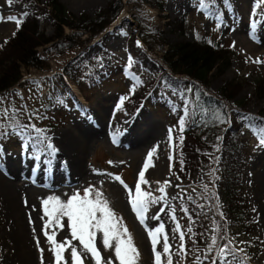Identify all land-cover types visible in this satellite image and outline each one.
I'll use <instances>...</instances> for the list:
<instances>
[{
  "label": "rangeland",
  "instance_id": "374dc122",
  "mask_svg": "<svg viewBox=\"0 0 264 264\" xmlns=\"http://www.w3.org/2000/svg\"><path fill=\"white\" fill-rule=\"evenodd\" d=\"M35 1L37 5L44 6L49 0ZM110 1L59 0L66 10L74 16L79 14L93 15L99 9L104 8ZM136 1L121 0L123 8L118 18L105 30L102 34L104 35L103 37L101 35L88 44V47H90L93 53L101 55L100 59H98L99 63L102 65L114 63L116 66L119 64L127 66L133 65L136 70L144 71L147 78L153 79L159 74L158 67L160 66L159 60L162 52H159L158 48L152 51H146L145 53L140 52L138 48H142V45L139 39L135 40V45L129 40L128 34L136 32L135 18H138L140 21H146L153 32H164V38L169 42H175L180 38L176 34L167 32V28L164 26L165 22L184 19L189 26L188 31L185 33L186 41L191 40L197 32L200 34L207 33L214 40L229 43L239 54V59L231 61L227 69L221 74L215 75L214 72L210 74L208 78L209 91L218 94V90L225 84L231 81L240 82L241 89L237 93L234 101L241 102L243 111L253 117L254 124L264 121V111H261L263 110L264 102L257 98L253 91L254 78L257 75L264 77V42H258L260 34L257 33L261 32L259 28L264 26V21H261V18L258 16V11L264 7V0H204L205 7L200 6L199 0H161V12L151 9L144 4H137ZM257 3H259V6L255 9V15H253V6ZM34 6L33 0H12L11 5L8 4V0H0V7L2 8L0 16L5 18L4 22H0V48L3 42L11 38L13 32L17 29L16 23L8 22L6 18L8 16H16L19 18L24 11ZM124 18L126 19V23L123 29L115 30L114 27ZM254 21H259L255 32H253L251 27ZM39 29L47 36L52 33V28L47 18L44 23H39ZM65 33H67L66 30ZM99 39L104 40L105 54H101V47L97 43ZM137 41H139V44ZM163 50H165V47ZM39 51L42 53L41 49ZM257 59L262 62L257 63ZM66 60H68L67 57L64 60H50L48 63L51 71L46 74L33 71L25 74L21 82H29L28 86L25 88L15 86L7 92V95L10 96H5L3 93L0 94V111L5 108L9 109L8 116L12 114L13 109H21L26 111L28 115L32 112L38 113L37 116L32 117V123L36 127L46 130L45 134L49 137L63 135L68 131L78 132V128L89 125L91 119L95 121L96 114L102 115L105 122L111 123V125L113 124L112 126H115L117 129H122L125 133L128 132L134 138L143 136L150 126L157 130L161 135V139L158 144V151L156 150L157 152L155 151L151 158L155 159V161L158 160L156 179H154L155 182H149L151 185L150 188L153 189H150L147 185H142V188L152 191L153 195L159 196L160 194L154 189L155 187L157 188L156 182L171 181L172 186L167 188L170 201L165 202V214L159 217L157 221L159 224H164L165 232L169 237V243L172 245L173 264H194L197 257L200 258V264H212V259L216 256L217 249H212L211 252L205 249L202 253L196 254L186 248L187 251L185 254L178 253L179 237L173 231L175 223L168 215V212L171 211L168 205L175 208L177 221L181 224V230L185 233L186 237L187 229L183 222L180 205L185 201L198 198L205 191L204 185H207L209 182V187L214 192L216 199L220 198L219 186L221 182L219 181V173L222 169L220 168L218 174L213 176H207L204 170H198L188 182L175 180L173 177L174 166L172 161V172H169L170 161L168 157L169 155L173 157V144L178 125L174 123L171 113L164 106L163 100H159L153 105L149 104L147 107L143 106L137 113L130 114V107L127 105L126 99L127 96L134 94L133 88L123 78L118 75H113L112 72L111 74L109 73L108 79L100 87L86 91L85 96H80L73 84L66 83L76 97L79 106L76 109L70 110L69 107L62 103L61 110L57 111V113L51 116L48 114L44 116L46 85L56 80V76H61L63 63ZM95 63L97 62L92 61L90 64L92 66ZM158 91L164 94L167 92V89L161 85ZM122 98L125 99L122 100ZM21 106L24 107L21 108ZM53 110L51 108V111ZM230 115L229 120L238 116L233 111ZM0 123H6V119L2 116H0ZM237 123L238 128L241 129L236 136L240 142H244V148L246 149L245 161L242 166L243 197L252 215L253 232L258 239L259 245L264 250V147H257L259 139H256V127L244 125L242 117L237 119ZM169 129L173 130L171 144L168 139ZM9 131L11 132V129ZM32 135L35 136V133H32ZM231 138L229 137L227 141L231 140ZM2 139L0 141V150H2L0 151L1 167L10 161L17 163L24 160L30 165L37 163L39 160L43 162L47 161L46 158L50 150L38 151L37 148H33L31 145L25 148L23 146V138L14 134L8 137H2ZM36 156L40 158L36 159ZM146 157L141 152L130 153L123 148L112 146L107 140L98 139L91 144L87 154L82 159L84 167L93 173L95 178H90L89 180L91 181L88 180L86 184L79 186L74 184L71 187H66L61 195L60 193L55 194V197L66 201L74 193L78 192L83 195V190L89 186L99 189L104 194L111 209L118 217L123 219L124 225H126L128 231L131 233L133 242L140 253L137 264H154L152 245L146 230L148 227L139 223L128 202V193L123 187V184L116 180L115 177L119 176L124 184H127L129 188L134 190L138 172L144 164ZM216 157L218 161L223 160L224 150L220 149ZM110 161L111 163H109ZM17 185L21 186L22 182H18ZM176 185H179V188ZM145 186L148 188L146 189ZM49 196H54V194L47 195V197ZM1 197L0 194V264H19L22 249L18 241L16 224L10 219L11 216L8 215V205L5 202L6 198ZM172 197H177V199L172 200ZM43 199L45 197L41 196V199L35 202L36 204H33V212L39 218L42 216L41 200ZM199 210L204 211L205 206L200 205ZM45 219L47 218L45 217ZM41 222L43 221L41 220ZM63 223V230H57L56 236V239L61 242L66 237L71 240L66 217L63 219ZM212 235L213 231L209 229L204 238L205 247H208L211 242ZM36 238L39 239L41 247L44 249L43 256L45 264H52L53 257L49 251L50 245L47 243L43 233L40 231ZM229 240L232 241V246L242 247V244L235 237H230ZM33 241L36 242V239L33 238ZM160 243H163L162 238ZM72 245L76 246L82 252L78 241H72ZM223 245L220 243L219 247ZM96 246L100 250L105 264L109 257L113 259L114 264H118V262H115L113 249L104 248L102 234L100 233L97 234ZM30 254L36 259L37 264H40L41 253L37 250L36 244H34V249ZM82 255L84 256V264H93L90 255L83 252ZM65 258L70 264V248L65 252ZM239 259L241 260V258ZM166 261L167 258L162 256L161 264H166ZM243 264L259 263L254 260H248L247 262L243 261Z\"/></svg>",
  "mask_w": 264,
  "mask_h": 264
},
{
  "label": "trees",
  "instance_id": "16d2710c",
  "mask_svg": "<svg viewBox=\"0 0 264 264\" xmlns=\"http://www.w3.org/2000/svg\"><path fill=\"white\" fill-rule=\"evenodd\" d=\"M136 3L158 12L162 9L161 0H137ZM33 4V8L23 12H27V15L23 17L19 30L16 29L0 48V94L10 96L7 92L15 86L25 88L29 83L21 82L25 74L30 71L46 74L51 71L48 63L50 60H64L67 57L61 76H56V80L46 85L44 116L57 113L61 110L62 103L70 110L79 106L66 83L73 84L80 96H85L86 91L100 87L111 72L123 78L133 88L134 94L126 99L130 114L137 113L143 106L163 100L174 123L178 125L172 160L175 180L188 182L198 170H204L207 176H213L222 169L219 173L220 198L216 199L209 182L207 191L195 200L182 203L187 209V213L181 211L185 228H192L191 233L186 230V248L196 254L202 253L207 249L204 246L207 231H213L219 226L218 232L213 231V235L217 236V244L213 250L218 249L220 243H227L230 237H235L240 243L243 242L239 248L244 251L238 253L241 260H254L264 264V250L253 232L252 215L245 204L242 191V166L246 149L244 142H240L236 136L241 129L237 126L239 117L243 118L246 126L264 124V121L254 124L253 117L243 111L241 102L234 101L241 89L240 82L225 84L218 90V94L208 89L210 74H221L231 61L239 59L238 52L229 43L214 40L207 33L197 32L191 40L186 41L185 33L189 26L184 19L165 22L167 32L180 38L169 42L164 38V32H153L146 21L135 18L136 32L128 34L129 40L135 45V40L139 39L142 45V48H138L140 52L145 53L155 48L162 52L159 74L149 79L144 71L136 70L133 65H102L98 62L101 55L93 53L88 47L91 41L101 36L118 18L123 8L121 0H111L90 16L72 15L59 0H49L44 6L37 5L33 0ZM46 18L52 28L49 36L39 29V23H44ZM125 23L124 18L114 29H123ZM97 43L101 47V54H105L104 40L99 39ZM92 61L97 63L91 66ZM161 85L167 89L164 94L158 91ZM189 87L192 88L191 92L186 90ZM253 91L264 102V77L261 75L254 78ZM51 108L54 110L51 111ZM185 109L188 115L185 117L184 131L181 132L178 120L184 115ZM232 111L238 116L229 120ZM261 111H264V107ZM12 115L13 112L9 118ZM16 116L22 123L29 121L26 111L21 110ZM217 116L224 122H220ZM8 122L6 120L5 124ZM256 135V139H259L258 129ZM229 137L232 138L227 141ZM220 149L224 150V157L218 161L216 156ZM213 169L215 172L211 174ZM200 205L205 206L204 211L199 210ZM220 212L224 219L220 218Z\"/></svg>",
  "mask_w": 264,
  "mask_h": 264
},
{
  "label": "snow or ice",
  "instance_id": "6c2138e0",
  "mask_svg": "<svg viewBox=\"0 0 264 264\" xmlns=\"http://www.w3.org/2000/svg\"><path fill=\"white\" fill-rule=\"evenodd\" d=\"M11 3L12 0H8V4L11 5ZM199 3L201 7H205L204 0H199ZM258 6L259 3L253 6V15H255V9ZM26 15L27 12L23 13L20 18H17L16 16H8L6 21L15 22L17 30H19L23 17ZM4 21L5 18L0 16V22ZM258 23L259 21H254L252 23L251 27L253 32H255ZM137 43L139 44V41H137ZM256 62L261 63L262 61L257 59ZM186 90L191 92L192 88L189 87ZM123 99L125 98H122V100ZM23 107L24 106H21V108ZM20 111L21 109H13V115L11 118L8 116L9 109L5 108L0 111V116L9 120L7 124L0 123V136L8 137L9 135L14 134L23 138V146L25 148L31 145L33 148H37L38 151L51 150L52 152H55L56 149L50 142L51 137H48L45 134L46 130L36 127V125L31 122L32 117L37 116L38 113H29L28 123H22L16 116ZM187 115L188 112L187 109H185L184 115L178 120L181 132L184 131L185 117ZM216 118L220 120V122H224L219 116ZM253 127H256L260 133L257 147H264V124L253 125ZM9 129H11V132ZM172 131V129L168 130L170 144L172 141ZM32 133H35V136H33ZM180 139L182 141L183 137L181 136ZM155 151L156 149L154 148L147 154L144 164L138 172L134 190L129 188L127 184H124L119 176L115 177L116 180L123 184V187L128 193V202L141 224L145 223L146 213L149 211L150 205L167 202L169 200L167 188L172 186L170 180H165L163 182L157 181V188L155 191L160 193L159 196L153 195L152 191L144 190L142 188V185H147L149 188L151 187L149 181L145 179V172L150 167L149 162ZM39 158V156H36V159ZM168 159L170 161L169 172H172L171 161L173 160V157L169 155ZM109 163H111V161ZM181 170H183V161H181ZM214 172L215 170L213 169L211 174H214ZM176 178L179 179V176ZM176 187L179 188V185H176ZM204 188L205 191L208 190L207 185H204ZM171 199L175 200L177 197H172ZM168 207L171 208L168 215L175 223L173 231L179 237L178 253L185 254L187 251L185 247V233L181 230V224L177 221L175 208L171 205H168ZM217 208H219V205H217ZM41 211L42 216L40 219L43 221V227L40 231L50 245L49 251L52 253L53 257L52 264H69V261L65 258V252L68 251L69 248L71 257L70 264H84V256L82 255V252L90 255L93 264H105L104 258L101 256V252L96 246L98 233L102 234L104 248L113 249L115 262H118V264H137L140 253L133 242L131 233L128 231L126 225H124L123 219L118 217L111 209L107 199L99 189L89 186L83 190V195L78 192L74 193L69 196L66 201H62L59 197L49 196L41 201ZM181 211L187 213V209L183 207V204H181ZM159 212H165V207H161ZM219 215L221 219H224L222 212H220ZM45 217L47 219H45ZM65 217L67 218V228L69 229L71 240L66 237L65 240L61 242L56 239V236L57 230H63L64 228L63 219ZM152 219H159V213L152 216ZM29 223L32 224L31 216H29ZM146 230L152 245L154 264H161L162 261V253L157 250V245L161 242V238L163 241V255L167 258L166 264H173L172 245L169 243V237L165 232L164 224L161 223L154 229L146 228ZM187 230L189 233L192 232L190 226ZM213 231L218 232L219 226L215 227ZM33 234V238L36 239L37 250L41 253L40 264H45L43 256L44 249L41 247L39 239L36 238L35 228H33ZM72 241L79 242L82 252L78 250L76 246L72 245ZM216 244L217 236L213 235L211 237V243L207 247L208 252H211ZM243 251L242 248L232 247V241L229 240L222 247L217 249L216 256L212 259V264H218V261L219 264H243V261L238 258V253ZM106 264H114L113 259L111 257L107 258ZM194 264H200L199 257L196 258Z\"/></svg>",
  "mask_w": 264,
  "mask_h": 264
},
{
  "label": "bare ground",
  "instance_id": "6f19581e",
  "mask_svg": "<svg viewBox=\"0 0 264 264\" xmlns=\"http://www.w3.org/2000/svg\"><path fill=\"white\" fill-rule=\"evenodd\" d=\"M0 11H2L1 7ZM258 16L261 21H264V7L258 11ZM259 29L261 32H257L260 34L258 42L263 43L264 26ZM95 119V121L93 119L89 121L91 126L89 124L79 127L78 132L68 131L63 135L52 136L50 142L56 151L52 152L50 150L46 162L39 160L37 163L30 165L27 161L21 160L17 163L10 161L8 164L0 166V194L6 198L7 212L11 216L10 219L16 224L18 241L22 249L19 264H37L36 259L30 254L34 249V244H36L33 241V228L36 229L37 236L43 227V222L33 212V204L41 199V196L47 198L49 194H54L55 196V194L60 193L61 195L66 187H71L74 184L78 186L86 184L90 178H95L94 174L89 172L82 164V159L87 154L92 143L98 139H104L112 146L123 148L130 153L141 152L144 157L152 149L155 148L157 150L159 148L158 144L161 135L151 126H148L149 129L143 136L134 138L128 132L125 133L122 129L112 126L113 124L105 122L100 114H96ZM157 161L151 159L150 167L145 172V178L149 182H153L156 179ZM18 182H22V185L18 186ZM161 207H165L166 211L165 202L149 206L144 223L145 227L154 229L159 226L158 221L152 219V216L159 213V217H162L165 212H159ZM29 216H31L32 224L29 223ZM157 250L166 258L163 255L161 243L157 245Z\"/></svg>",
  "mask_w": 264,
  "mask_h": 264
}]
</instances>
